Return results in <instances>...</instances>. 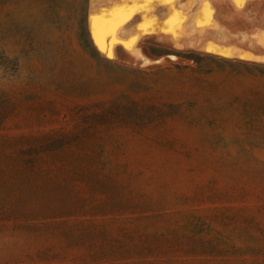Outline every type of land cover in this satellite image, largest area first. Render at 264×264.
<instances>
[{
	"label": "rangeland",
	"instance_id": "obj_1",
	"mask_svg": "<svg viewBox=\"0 0 264 264\" xmlns=\"http://www.w3.org/2000/svg\"><path fill=\"white\" fill-rule=\"evenodd\" d=\"M108 1L0 0V264H264V0Z\"/></svg>",
	"mask_w": 264,
	"mask_h": 264
},
{
	"label": "bare ground",
	"instance_id": "obj_2",
	"mask_svg": "<svg viewBox=\"0 0 264 264\" xmlns=\"http://www.w3.org/2000/svg\"><path fill=\"white\" fill-rule=\"evenodd\" d=\"M110 1V0H109ZM109 1H108V3H109ZM132 1V0H131ZM130 1V2H131ZM143 2H145L146 3V6H147V4H149V3H154V2H157V3H159V5H158V7L160 6V4H163V5H167L168 6V8H167V6H166V9H168L169 10V14H168V19L165 21V23L164 24H162L161 26H162V30L165 32V33H163V34H166V32L167 33H169L170 35L172 34L173 35V37L175 38V36H174V34H176L175 32L177 31V30H179L180 28H181V26H182V24L184 23V20L186 19H184V17H183V15H181V12H179L178 10H176L174 7H173V5H174V2H176V1H178V0H142ZM98 3L99 2V0H90V4L91 5H96L95 3ZM113 2H114V0H113ZM112 2V3H113ZM135 2L136 1H134V4H135ZM140 2V1H139ZM225 2V1H224ZM107 3V4H108ZM116 3H117V1H116ZM177 3V2H176ZM220 3V2H219ZM104 5H106V4H103V5H101V6H103L104 7ZM109 5V4H108ZM130 5H131V3H130ZM142 5H144L145 6V4L143 3V4H138V5H132V6H128V4H127V6H126V3H125V6L126 7H117L116 5H115V3L114 4H112V5H110V9H106V13H108L109 14V17H111V19L110 20H105L104 18H106V16L103 18V16H101L100 15V17H90V16H88V17H90V19H89V25H90V33H91V37H92V40H93V43L95 44V46H96V48H98L101 52H102V54L103 53H107V58H109L108 57V53H109V48H111L110 47V45L113 43V42H115L116 41V39H117V37L119 36V37H121L122 35H118L117 36V33L119 32L118 30L122 27V26H124V25H126V23H128L130 20H131V18H132V16H134V12L138 9V8H140ZM163 5H161V7H163ZM188 5H189V3H188ZM149 6H153L152 4H150ZM155 6H156V4H155ZM155 6H153L154 8H156ZM158 7L156 8V10L154 9V11H157V9H158ZM104 9V8H103ZM151 9V8H150ZM160 9V8H159ZM163 9H165V8H163ZM166 9H165V11H166ZM143 10V9H142ZM168 10H167V12H168ZM98 11H100V10H98ZM101 11H102V9H101ZM96 13V12H95ZM104 13H105V11H104ZM139 13V12H138ZM100 14V13H99ZM141 14V13H140ZM167 14V13H166ZM143 15V14H142ZM145 15V14H144ZM98 16V15H97ZM139 16H141V15H139ZM139 16H138V18H139ZM146 16V15H145ZM148 16V15H147ZM146 16V17H147ZM167 16V15H166ZM211 16H212V10L210 9V6H209V4H208V2H206V0H204L203 1V4H202V8H201V10L198 12V14L196 15V20H194L195 22H194V28L196 29V30H199V29H201V27H203V26H206V25H208L209 23H210V21H211ZM109 17H108V19H109ZM145 17V18H146ZM141 18V17H140ZM158 18V17H157ZM156 18V19H157ZM152 19V18H151ZM151 19H150V22H151V26H148V27H156L157 26V28H155V30L156 29H158V27H161V26H159L163 21V19L161 20L162 22L160 23V24H155V25H152V21H151ZM153 19H155L154 18V15H153ZM139 21H140V19H138ZM144 20V19H143ZM145 21V20H144ZM141 22V21H140ZM146 22V25L147 24H149L147 21H145ZM141 24V23H140ZM139 24V25H140ZM136 25V24H135ZM138 25V26H139ZM189 25V24H188ZM259 26V25H258ZM135 27H137V25L135 26ZM139 28L140 29H143L144 30V32H145V25H143V22H142V24H141V26H139ZM138 28V29H139ZM123 30V29H122ZM121 30V31H122ZM142 30V31H143ZM147 30L149 31V30H151L150 28H147ZM146 30V32L147 33H151V31H154V29L152 28V30L150 31V32H148ZM257 31V30H256ZM138 32H141L140 30L138 31ZM145 32V33H146ZM135 33V32H134ZM133 33V34H134ZM122 34H123V32H122ZM141 34H143V33H140V37H142L141 36ZM115 36H116V38H115ZM132 36H135V35H132ZM151 36H153V35H151ZM154 36H157V35H154ZM138 37V36H137ZM144 37V36H143ZM259 37H261V38H264V32L263 33H261V36H259ZM122 38H123V36H122ZM146 38H148V37H146ZM153 38V37H152ZM125 39V38H124ZM127 39V38H126ZM125 39V40H126ZM120 40V39H119ZM130 40V39H129ZM167 40V39H166ZM123 42V41H122ZM137 42V41H136ZM135 42V43H136ZM121 43V42H120ZM126 43V42H125ZM137 44V43H136ZM213 44V43H212ZM128 45V44H127ZM261 45V44H260ZM112 46V45H111ZM119 47H122V46H120V45H118ZM117 45H116V48L118 47ZM126 46V45H125ZM206 46H208V47H206ZM205 47H206V49L209 51V52H211V53H214V54H219V55H221V56H225V58H227V57H229V58H231V57H233L234 56V54H233V52L231 51V50H229V49H221V48H218V47H216V46H213V45H206ZM112 47H114V44H113V46ZM135 46H133L132 48H134ZM125 49H127V47H124ZM131 48V49H132ZM97 49V50H98ZM114 49H115V47H114ZM113 50V49H112ZM134 50V49H133ZM133 50H131L132 52H135V50L133 51ZM206 50V51H207ZM114 51V50H113ZM112 51V52H113ZM131 51H130V53H131ZM100 53V52H99ZM127 53H129L128 51H127ZM129 53V54H130ZM142 53V52H141ZM101 54V53H100ZM112 54V53H111ZM106 55V54H105ZM115 55H116V53H115ZM114 56V55H113ZM239 56H241V55H239ZM115 57H117V56H115ZM242 59L244 58V59H250V57H246V55L245 54H243L242 56ZM110 59V58H109ZM247 59V60H248ZM112 60V59H111Z\"/></svg>",
	"mask_w": 264,
	"mask_h": 264
},
{
	"label": "crops",
	"instance_id": "obj_3",
	"mask_svg": "<svg viewBox=\"0 0 264 264\" xmlns=\"http://www.w3.org/2000/svg\"><path fill=\"white\" fill-rule=\"evenodd\" d=\"M261 32H264V29H262ZM251 55L256 56V57H261L263 59V62H260V63H262V64L264 63V51L261 52L260 54H257L255 52H251ZM250 62H253V61H250Z\"/></svg>",
	"mask_w": 264,
	"mask_h": 264
},
{
	"label": "snow or ice",
	"instance_id": "obj_4",
	"mask_svg": "<svg viewBox=\"0 0 264 264\" xmlns=\"http://www.w3.org/2000/svg\"><path fill=\"white\" fill-rule=\"evenodd\" d=\"M236 2H238V3H239V2H241V0H236Z\"/></svg>",
	"mask_w": 264,
	"mask_h": 264
}]
</instances>
